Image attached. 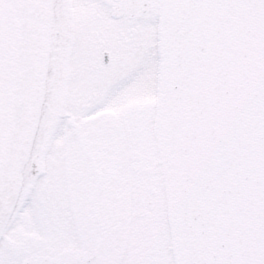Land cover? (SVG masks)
Wrapping results in <instances>:
<instances>
[{
  "label": "snow or ice",
  "instance_id": "snow-or-ice-1",
  "mask_svg": "<svg viewBox=\"0 0 264 264\" xmlns=\"http://www.w3.org/2000/svg\"><path fill=\"white\" fill-rule=\"evenodd\" d=\"M0 264H264V0H0Z\"/></svg>",
  "mask_w": 264,
  "mask_h": 264
}]
</instances>
